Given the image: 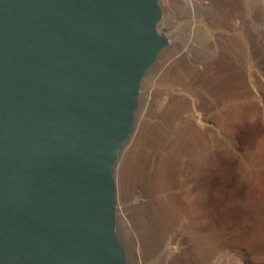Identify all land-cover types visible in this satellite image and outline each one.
<instances>
[{"label":"water","instance_id":"water-1","mask_svg":"<svg viewBox=\"0 0 264 264\" xmlns=\"http://www.w3.org/2000/svg\"><path fill=\"white\" fill-rule=\"evenodd\" d=\"M161 18L158 0H0V264H127L113 170Z\"/></svg>","mask_w":264,"mask_h":264},{"label":"rangeland","instance_id":"rangeland-1","mask_svg":"<svg viewBox=\"0 0 264 264\" xmlns=\"http://www.w3.org/2000/svg\"><path fill=\"white\" fill-rule=\"evenodd\" d=\"M158 2L162 11L158 30L166 35L168 44L186 43L190 49H207L212 59L205 69L208 77L199 86L196 82L193 91L181 82H172L165 73L159 74L148 86L146 78L141 83L133 128L136 129L143 111L142 119L149 127V135L142 144V158L131 178L130 190L126 188L122 170L124 152L113 170L116 232L127 264H264V248L241 251L235 247L229 252H216L201 241H189L185 235L187 228L183 226L187 195L199 204L202 191L226 205L238 221L246 222L258 212L257 202L238 184L235 167L223 159L228 158L225 150L235 153L251 148L257 131L262 126L264 131V55L258 58L254 42L248 36L246 53L249 57L243 64L244 77L237 82V76L229 71L228 65L216 58L220 50L216 46L219 27L215 18L226 11L223 29L234 32L241 29V18L229 12L221 0ZM249 2L260 10L258 19L264 27V0ZM243 15L240 13L241 17ZM244 17L247 18L246 13ZM206 93L212 95L216 104L209 103ZM170 112L175 114L170 116ZM228 125L233 127L232 132ZM228 131L233 139H229ZM180 134H189V139L175 146L182 137ZM215 152H218L217 159L213 157ZM166 155L170 157L171 178L167 190L181 214L176 224L156 227L152 223L153 202L157 198L153 184L157 163ZM210 219L208 210H201L193 225L194 232L208 233L214 224Z\"/></svg>","mask_w":264,"mask_h":264},{"label":"bare ground","instance_id":"bare-ground-1","mask_svg":"<svg viewBox=\"0 0 264 264\" xmlns=\"http://www.w3.org/2000/svg\"><path fill=\"white\" fill-rule=\"evenodd\" d=\"M221 1L225 3L226 9L229 12L241 18V29L238 28L237 32L223 29L224 22L227 21L226 11L220 14L219 17L217 15L215 18L217 22L215 24H217L216 27H219V29L217 32L216 46L219 48L220 52L217 54L216 58L228 65L229 71H233L237 76V82H239V79L244 77L243 64L246 58L249 57L246 53L248 36H251L254 42L253 45L258 58L260 59L264 55V27L258 19L261 13L258 8H254L250 5L249 0ZM240 13L242 15L246 13L249 19L245 18L244 15L241 17ZM161 27L165 29V26L162 24ZM211 56V51L207 49H201L200 51L197 49H190L186 46V43L168 44L163 48L156 61L146 72L141 83H143L146 78V85L148 86L159 74L165 73L172 82H181L190 88L189 91H193L194 87L196 89V82L199 86L201 82L205 81V77H208V73L205 69L207 68L208 62L212 59L210 58ZM147 91L145 87V95H147ZM206 95L209 97V103H211L212 106L216 104L212 95L209 93H206ZM174 114L175 112H170V116ZM142 117L143 111L139 116L136 129H132L129 138L120 151V154L122 152L125 153L122 162V170L126 180L125 184L127 190L131 189V178L136 173L135 168L142 158V144L149 135V127L143 123ZM228 129L232 132L233 127L228 125ZM262 130L263 126L257 131L253 140L254 144L251 148L243 152L235 153L231 152L229 149V151L225 150V154H227L226 156L228 158L223 159V161L235 167V174L239 180L238 184L245 188L247 193L257 202L259 208L258 212L254 216H250L248 221L242 222L236 220L228 207L223 205L222 202L220 203L215 199H211L207 191L201 192L199 204L193 201V197L190 198L188 197L189 195H187V206H185L187 216L183 220V226L187 228V233L185 235L189 241L193 243L201 241L216 252L223 250L229 252L235 247H239L238 249L241 251H250L257 247L264 248V131L262 132ZM229 131L228 136L229 139H231L233 134H230ZM180 135L182 137L180 140L178 139L176 141L175 146H177L180 141H188L189 139V134ZM217 153L218 152H215L216 155L213 156L216 159L218 158ZM169 158L168 155L163 158L161 157L155 171L153 189L157 193V198L153 202L154 215L152 223L156 227H164L168 223L176 224L181 214L178 204L167 190L171 179L169 175ZM203 209L208 210L211 218L210 220H213L214 223L211 230L205 234H201L202 231L199 233L198 231L194 232L193 229V225L197 223L196 218L198 217V213L201 210L203 211ZM140 246L145 248L142 244H140ZM148 248L152 249L153 246H148Z\"/></svg>","mask_w":264,"mask_h":264}]
</instances>
